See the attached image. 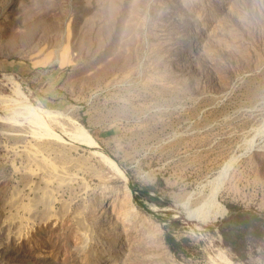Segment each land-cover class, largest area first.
<instances>
[{"label": "rangeland", "instance_id": "374dc122", "mask_svg": "<svg viewBox=\"0 0 264 264\" xmlns=\"http://www.w3.org/2000/svg\"><path fill=\"white\" fill-rule=\"evenodd\" d=\"M0 99V264H264V0H0Z\"/></svg>", "mask_w": 264, "mask_h": 264}, {"label": "bare ground", "instance_id": "6f19581e", "mask_svg": "<svg viewBox=\"0 0 264 264\" xmlns=\"http://www.w3.org/2000/svg\"><path fill=\"white\" fill-rule=\"evenodd\" d=\"M50 1H47V4L49 3ZM49 6V5H48ZM44 26H45V24H43ZM48 25V24H47ZM40 27V26H39ZM53 27V26H52ZM51 30V29H50ZM29 34V33H28ZM28 36V35H27ZM18 87V86H17ZM20 89V88H19ZM16 94H18V95H20L21 96V94H19V93H16ZM23 96V95H22ZM21 96V97H22ZM19 97V96H18ZM5 99H10V98H5ZM3 99H0V104H1V101H2ZM13 101V100H12ZM31 108L29 107V110H30ZM31 111V110H30ZM33 112V111H32ZM41 112V111H40ZM33 113H35V112H33ZM36 114V113H35ZM32 116V115H31ZM41 117V116H40ZM37 118V117H36ZM42 118V117H41ZM1 119V118H0ZM3 119H5V118H3ZM2 119V120H3ZM35 120H37V119H35ZM43 120V119H42ZM3 121H5L4 123H6V119L5 120H3ZM3 121H1V122H3ZM7 121H8V125L10 126V127H15V126H17V122H16V120L15 119H10V118H7ZM32 121V120H31ZM29 122V121H28ZM35 123V122H34ZM42 123V122H41ZM76 124V123H75ZM40 125V124H39ZM79 126V131H80V136L79 137H81V141L82 142H84L85 144H87L88 146H97V143H96V141L92 138V136L82 127V126H80V125H78ZM47 127V126H46ZM48 128V127H47ZM51 133V132H50ZM49 134V133H48ZM67 134V133H66ZM50 135V134H49ZM57 135V134H56ZM55 137V136H54ZM57 137H59V136H57ZM57 137H56V139H57ZM74 137V136H73ZM61 139V138H60ZM74 139V138H73ZM74 140H76V139H74ZM78 142H80V141H78ZM81 142V143H82ZM250 150H251V148H250ZM239 155V154H238ZM102 157L104 158V160L106 161V162H108V164H110V166H111V168H113L116 172H119V173H121L122 174V172H121V170L118 168V166L116 165V163L113 161V160H111L109 157H107L106 155H104V154H102ZM237 157V155L236 156H233V157H231V156H229V159L228 160H226V162L223 164V166H222V168H221V170L219 171V174L217 175L218 176V178H216L215 180H217L218 182H217V184H215V187L213 188V191H211L209 194H211L210 195V200H211V202L212 203H214V204H217L218 205V210H215L216 212L214 213V214H212L211 216H209V215H203V213L202 212H200V211H198L197 209H196V211L195 212H191V213H189V217H191V218H197V219H200V220H202V221H205V222H207V221H215V220H217V218H219V217H221V216H223L225 213H226V209H225V207H223L222 205V207L221 206H219V204L217 203V201L218 200H216V197H217V195H218V193H219V191H221V188H222V185H223V179L224 178H227V177H224L223 175H225V173H226V171L229 169V167L232 165V163H233V160L235 159ZM238 160V159H237ZM220 166V167H221ZM228 175V174H227ZM123 176V175H122ZM224 177V178H223ZM214 178V177H213ZM214 180V179H213ZM225 181H226V179H225ZM224 181V182H225ZM213 181H211V183H212ZM210 183V184H211ZM203 184V183H202ZM207 184H208V182H207ZM206 184V185H207ZM225 184V183H224ZM214 185V184H213ZM217 185V186H216ZM203 188V187H202ZM125 190L126 191H129V189L127 188V187H125ZM210 190V189H209ZM126 194V193H125ZM125 196V195H124ZM209 196V195H208ZM127 197V196H126ZM208 199V198H207ZM218 199V198H217ZM128 202H130L129 200H128ZM204 203V202H203ZM211 203V204H212ZM214 204L212 205V206H214ZM201 208V207H200ZM199 210H201V209H199ZM115 212H120V213H124L125 212V208H123L120 204H119V202L117 203L116 202V198H113V197H111V198H108V199H106V200H103L102 201V204L99 206V208H98V213L101 215V216H103L105 219L107 218H109L108 216H109V214H114ZM211 212V211H210ZM228 259V258H227ZM227 259H225V262L227 263V264H234V263H232L231 261H229V260H227Z\"/></svg>", "mask_w": 264, "mask_h": 264}, {"label": "trees", "instance_id": "16d2710c", "mask_svg": "<svg viewBox=\"0 0 264 264\" xmlns=\"http://www.w3.org/2000/svg\"><path fill=\"white\" fill-rule=\"evenodd\" d=\"M142 194H147V192H142ZM256 216L250 214H244L240 211V208L231 207L230 216L228 222L222 224V229L220 230L223 235L224 241L233 247V250L237 252L240 256L242 249L245 247V241L247 236L254 238L260 237L261 232L254 224ZM166 243L170 250L176 252L179 242L175 241L171 236L167 235L165 237Z\"/></svg>", "mask_w": 264, "mask_h": 264}, {"label": "water", "instance_id": "95a60500", "mask_svg": "<svg viewBox=\"0 0 264 264\" xmlns=\"http://www.w3.org/2000/svg\"><path fill=\"white\" fill-rule=\"evenodd\" d=\"M216 221V220H215Z\"/></svg>", "mask_w": 264, "mask_h": 264}]
</instances>
